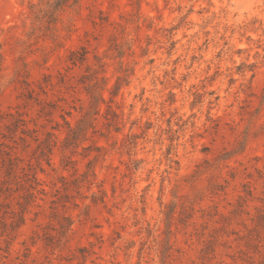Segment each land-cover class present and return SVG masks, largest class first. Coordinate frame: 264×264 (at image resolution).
I'll return each instance as SVG.
<instances>
[{"label": "clouds", "instance_id": "9594fccd", "mask_svg": "<svg viewBox=\"0 0 264 264\" xmlns=\"http://www.w3.org/2000/svg\"><path fill=\"white\" fill-rule=\"evenodd\" d=\"M28 3L33 14L30 23L19 32L0 30V182L13 185L17 194L28 191L24 181H32L21 165L27 163L35 173L42 167L41 160L49 159V141L53 139L50 125L67 131L68 139L57 145L65 166L73 157H80L81 163L83 157H91L88 172L76 181L77 186L89 181L90 172L93 180L89 184L96 186V164L102 161L103 167L110 163L104 159L105 154L118 155L129 172L135 173L133 165L141 166L139 153L152 144L160 153L152 160L161 183L160 197L152 240L150 246L145 244L141 249L140 264H264V206L255 211L247 207L254 200L251 192L247 197L241 194V207L247 210L232 212L237 219L219 253L217 236L221 229L215 223L194 226L182 245L174 243L171 230L174 212L183 214L186 203L196 205L203 200L205 190L221 174L220 162L242 151L252 134L264 132V93L258 94L247 79L237 75L236 67L239 64L243 73L248 62V51H238L242 46L249 47L244 44L247 37L254 36L253 42L258 39L264 44V0ZM161 4L170 13L162 28L153 26L147 14L149 9L158 13ZM190 9H198L199 16ZM149 27L153 34L147 31ZM174 43L183 47L173 48ZM153 60L155 64L149 63ZM161 65L168 69L166 75ZM222 73L235 77L224 96L230 131L223 135L219 121L213 119L220 115L216 96L221 89L215 82ZM137 89L147 91L136 95L130 105L125 104L123 94L133 95ZM172 91L177 95H167ZM213 91L215 95H209ZM136 101L141 106L139 116L135 115ZM102 105L113 114V125L122 121L121 137H111L110 129L85 135L95 127L93 121L98 123ZM72 109L76 112L75 126L63 115L67 112L71 116ZM115 109H119V117L114 115ZM54 113L60 115L62 123ZM145 115L147 124L143 123ZM206 115L209 120L204 119ZM177 123L184 130L182 144L173 142L181 135L176 131ZM125 127L127 133H123ZM42 132L48 133L47 140L40 139ZM200 132L206 138L211 136L215 147H205L204 155L197 158ZM101 136L106 143L97 149ZM66 150H71L70 154L65 155ZM72 169L71 175H77L75 165ZM144 178L142 175L141 180ZM146 178L149 185L156 183L152 172H146ZM99 188L102 197L103 184ZM149 191L151 188H146L145 194ZM166 195L170 203H166ZM261 195L264 197V193ZM19 199L17 195L16 199L0 202V264H134L131 256L121 258L116 240L109 241V247L102 234H96L95 239L84 237L86 243H77L75 249L65 243L70 235L79 237L80 233L77 223L58 207L59 201L44 216L30 212L29 197L17 203ZM228 211L225 202L224 208L217 207L212 214ZM42 240L47 243L41 245Z\"/></svg>", "mask_w": 264, "mask_h": 264}, {"label": "rangeland", "instance_id": "374dc122", "mask_svg": "<svg viewBox=\"0 0 264 264\" xmlns=\"http://www.w3.org/2000/svg\"><path fill=\"white\" fill-rule=\"evenodd\" d=\"M190 2V0H188ZM207 0H205V3ZM194 15L199 16L198 9H190ZM148 17L152 20L153 26L164 27L169 21V10L165 4H161L160 11L157 13L151 9L148 10ZM155 17V19H153ZM33 18L28 0H0V30L8 31L15 29L19 32L26 24L30 23ZM46 22V21H45ZM147 31L153 34V28L149 27ZM191 31V29H189ZM195 37V34H193ZM182 39H187V36H183ZM254 41V36L247 37L244 41L245 45L238 51H248V62L244 67L243 73L239 72L240 65L237 64V75H242L247 79L251 86L258 94L264 93V44L258 39ZM183 47L182 45L173 44L175 47ZM250 49V50H249ZM178 59V57H177ZM192 59L195 60L196 56L193 55ZM149 63L155 64L156 61H150ZM175 63V61L173 62ZM160 68L166 75L167 68L162 65ZM173 71H176L174 68ZM112 69L107 70L110 75ZM235 77L229 78V76L223 73L216 80V87L221 89L220 94L216 96V100L220 105V115L213 117L219 121V132L221 135L227 134L230 131L226 125L228 118L225 116L226 106L224 96L228 92V88L233 86ZM146 89H137L133 95L123 94V102L130 105L135 100L136 95H143L146 93ZM169 96H176L175 91L167 93ZM209 95H215V91L209 93ZM118 102L120 98L118 97ZM137 111L136 116L141 114V106L139 101H136ZM62 107H66L63 106ZM115 108V105H113ZM72 115H68L67 112L63 113L64 117L70 122L73 121V116L76 115L74 109L71 110ZM127 109H125V114ZM114 115L119 117V109H115ZM54 118L61 122L60 115L54 113ZM98 123L93 121L95 127L89 128L85 135L93 136L97 131H109L111 137H121L122 131L120 123L117 121L115 125L111 122L113 120V114H110L107 110V106L102 105L101 110L98 113ZM205 120H209L206 115ZM44 120H41L43 123ZM144 124L149 123L147 115L144 117ZM168 123H173L171 117H169ZM187 123V122H185ZM105 125L108 127L105 128ZM211 126V124H210ZM53 139L49 141L52 145V151L49 153L48 160H41V168H38L35 173L28 167L27 163H23L21 167L27 170V174L32 183L24 181L28 191L17 194L13 185H3L0 182V202L7 200L9 197L16 199L17 195L20 199L17 203L24 202V197H29V210L34 213H44V216L50 214L51 207L54 203L59 201L58 207L66 216L73 219L77 223V229L80 233L79 237L69 236L65 243H68L73 249L76 248L77 243H86L84 237L91 236L95 239L96 234H102L106 244L111 240L118 242V247L121 249V258L124 255L131 256L134 260V264H140V260L143 258L141 249L145 244L150 246L152 240V231L154 228V218L158 211L159 197H160V179L158 174L154 171L152 164L153 158H159L158 146L157 150H153L152 144L146 145V151L139 153L140 167L133 165L136 168L135 173H130L129 168L124 161H122L118 155L105 154L104 159L110 161L105 166H101L102 161L98 162L95 166L94 173L98 179H95V187H91L89 181L93 180V175L89 173V181H81L77 186L76 181L80 180V177L88 172V165L91 163V157H83V163H81L80 157H73L71 162L65 166L63 163V157L61 156V148L57 145L61 144L63 140L68 139L67 131L64 129H57L54 126H49V130ZM129 129L125 127L123 133H127ZM176 131L181 135L176 137V141L180 144L183 143L182 134L183 131L179 123H177ZM190 131V130H188ZM139 132V129H136ZM151 135V130L149 132ZM197 144L199 150L196 153V157L199 158L204 155V148H214L211 143V136L205 137L204 132L197 134ZM191 138V136H189ZM40 139L47 140L48 133L42 132ZM83 139V137H82ZM99 143L96 145L97 149L103 147L106 143L105 139L101 136L98 138ZM143 139V138H142ZM140 141L137 142L139 147ZM91 147V145H87ZM71 150H66L65 155L70 154ZM169 155L171 151L165 149ZM93 156L95 153L92 154ZM126 159V158H125ZM34 163V161H33ZM72 165L76 166L77 175L72 176ZM221 174L218 175L214 184L208 187L204 192L203 200L196 205H185L186 211L180 214L179 210L172 215V228L174 234V243L182 245L184 242V236L194 231V226L199 225L201 228L205 223H215L221 231L217 236V252L222 251L220 245L225 242L227 232L231 228L232 223H235L237 217L232 216V212L239 209L241 212L247 210V208L241 207V194L247 197L248 193L254 194V200L247 203V207L255 211V208L264 206V132L259 134H252L245 148L242 151H237L230 159L221 161L219 165ZM146 172H152V178L156 181L154 185H149L146 178ZM6 173V170H5ZM145 178L141 180V176ZM103 184L102 197L99 196L101 189L99 185ZM67 185V187H65ZM151 188L147 194H145L146 188ZM97 196V199H93V196ZM166 203H170V198L165 196ZM225 202L229 211L226 214L221 215L219 212L214 216L213 210L217 207L224 208ZM165 208V212H167ZM44 216H39L41 221L44 220ZM164 220H167V216H164ZM167 228V224L164 225ZM39 231L43 233V228ZM47 243V240H42L41 245ZM132 245V247H129ZM110 247V244H108ZM146 251V249H145Z\"/></svg>", "mask_w": 264, "mask_h": 264}, {"label": "trees", "instance_id": "16d2710c", "mask_svg": "<svg viewBox=\"0 0 264 264\" xmlns=\"http://www.w3.org/2000/svg\"><path fill=\"white\" fill-rule=\"evenodd\" d=\"M66 218H70L69 216H66Z\"/></svg>", "mask_w": 264, "mask_h": 264}]
</instances>
